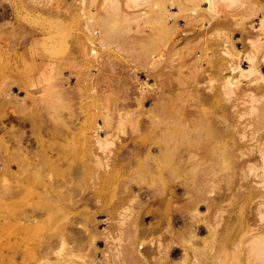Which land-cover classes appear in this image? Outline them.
<instances>
[{"label":"rangeland","instance_id":"rangeland-1","mask_svg":"<svg viewBox=\"0 0 264 264\" xmlns=\"http://www.w3.org/2000/svg\"><path fill=\"white\" fill-rule=\"evenodd\" d=\"M107 1L0 0L16 7L10 19L26 18L37 28L24 27L0 42V81L29 79L0 87V264H124L123 256L114 262L117 252L125 255L123 220L134 224L129 251L136 264H193L201 254V264L208 262V245L200 238L209 235L208 220L218 211L206 204L217 191L190 187L196 155L172 158V165H185L179 177L169 173L156 182L150 172L161 158L156 137L196 107L195 100L184 102L188 84L197 86L199 104L210 105L220 138L237 142L235 175L219 190L225 198L221 217H233L232 237L209 236L212 250L264 230V0H212L217 13L197 14L190 0H166L185 9L169 34L140 13L154 0H137L133 8L126 7L128 0ZM113 2L133 15H114ZM92 13L93 19L116 18L110 27L123 40L113 36L103 43L102 30H87ZM168 37L170 43H157ZM153 44L159 45L156 53H141L139 47ZM68 47L75 70L64 102L72 110L61 112L64 121L58 123L61 98L54 78L61 70L51 63ZM23 57L31 63L24 72ZM136 161L142 170L129 172ZM92 223L94 230L85 228ZM220 223L218 228L225 226ZM76 231H82V242L60 250L58 243L73 241ZM192 245L201 253L191 256L186 247ZM226 253L220 259L229 263L232 249ZM217 258L206 264L226 263Z\"/></svg>","mask_w":264,"mask_h":264},{"label":"bare ground","instance_id":"bare-ground-1","mask_svg":"<svg viewBox=\"0 0 264 264\" xmlns=\"http://www.w3.org/2000/svg\"><path fill=\"white\" fill-rule=\"evenodd\" d=\"M105 1H107V0H105ZM142 1H144V0H142ZM190 1L192 2V8L191 9H193L196 14L198 11H201V10H208V12L217 13V9L219 8L217 6L218 4L216 2H213L214 0L213 1L212 0H203V1L202 0H190ZM200 1L206 3L205 7L201 8L199 6ZM136 2H137V0H128L126 2V7L127 8H133L135 6H138L139 4H135ZM171 5L175 7V9L174 10L172 9V11H170L168 8V6H171ZM177 5L178 4H176L175 2H168L166 0H154L151 7H149L144 12L140 11V13H141V15L146 14L149 18L152 19V21L162 24L163 30H164L163 34H165V33L169 34V33H172V32H170L172 24L177 22L178 17H180L179 16L180 13L185 10L181 7H178ZM108 6H109V1L104 3L102 8L108 7ZM113 9L115 10V11H113V12H115L114 15L120 16V14L121 15L123 14L125 17L127 16L126 19L129 16L133 15L131 13H127L116 2L115 3L113 2ZM15 10H16V7L13 4L9 3V4L5 5L3 3H0V42H2L3 40L5 42V39L9 38L8 36H13L19 29H22L24 27L32 28L31 27L32 26L31 20H28L26 18H21V19L17 18L16 15H13L14 20L10 19V17H9V16H11L10 14H13V13L15 14ZM138 13L139 12H136L135 14L139 15ZM39 15H42V12H39ZM27 16H28V14H27ZM92 17H93V13H92V16L90 15L89 19H87V20H89V24L86 25V28L90 32H91V30H94L95 32H93V31L92 32L93 33L97 32L96 34H100V32L102 30L104 32L105 36L100 38L101 42L109 43V41L110 42L112 41L111 37L118 36L117 33H118L119 29L114 30L113 27H110V24H114V21L116 20V18H114V20L108 21L107 18L93 19ZM16 18H17V20H16ZM98 18H100V17H98ZM146 19H144V20H146ZM117 20L119 21L120 19H117ZM112 21H113V23H111ZM91 27L93 29H91ZM126 27L123 29H126ZM32 29L37 30V28H32ZM176 29H177V27H176ZM12 33H13V35H10ZM117 38H121L123 40V38L121 36H118ZM168 38H164V40H169L165 43H163L164 41H160V40H159V42L157 41V43L159 45L170 43L172 38L171 39L170 38L168 39ZM150 43H152V42H150ZM159 45L153 44L151 47L142 46L139 48L141 49L142 54L148 56L151 53H156L159 50V49H157L158 47L156 48V46H159ZM26 51L27 50L24 49L23 52H26ZM254 53H255V51H254ZM252 54L250 56H248L249 59L251 56H253ZM248 57H246V58H248ZM53 58H54V61L51 63V66H52V68H56L53 70H55V71L61 70V74H58L54 78V80L57 81L59 98H61L60 103L58 105V108L56 110L58 113V116L60 115V117L58 119V123H61L62 121H64V118H63L64 116L61 115V112H63L66 109L69 110V112H70V109H71V108L69 109V107H68V102H66V101L64 102V100L66 98L65 96L70 97L69 93H72L71 92L72 91V84L69 82L72 80V75L70 72H72L74 69L75 56H74V54H72L71 48L68 47L66 49L61 48V54L57 55V56H53ZM252 60H254V59H252ZM40 62H42V59ZM3 64H4V62L2 63V67L5 66ZM30 64L31 63L29 60H25V58L23 59V64H22L23 66L21 68L23 70V72L26 71V69L29 70L31 68ZM12 73H13V71H12ZM20 79H22V81H18V79L16 81L13 78H11V79L7 78L6 80H5V78H2L0 81L1 82L0 87L2 88V90H4L5 88L7 89L10 87H13L10 85H15V86L18 84L25 85L26 82L29 81L28 77H22ZM190 82H192V81H190ZM231 85L232 84L229 85V88H230L229 90H232ZM186 88H188L189 93H188L187 97L184 98L185 99L184 102H187L190 100H195V104H196L195 106L196 107L191 108L189 110H185V112L183 113L185 115H184V117H182V119L176 121L174 124L166 125L165 130H167V133L165 135L160 133V135L158 137H156L155 141L160 146V152L159 153L161 155V158L156 157L157 160H156V162H155V164L152 167V170L150 172L153 171L152 173L155 174L156 182H163L165 176H168L167 174H169V173H172V175H174L175 177H179L178 169H180L181 167H183L185 165L181 162H178V163H175L172 165V163H173L172 158H174V157L175 158H182L189 153H191V154L194 153V155H196V156L193 159L196 162L192 166L195 168H191V169H194L195 172L191 171V174L189 176L190 187L191 188L198 187L197 189H194L195 191H198V189H200V190L202 188L208 189V187L212 186V188H214L217 191L216 195H214L213 198H210V201L206 202V204H208L211 208H218V211H216L213 214V220L212 221L207 219L208 220L207 225L210 228V231L207 232L209 235H206V237H204V238H200L201 242L202 241L204 243L207 242V245H208V248L206 250L207 251V259L206 260L208 262L210 261V262L214 263L215 259L218 257L217 261L223 262V260H221L220 258L223 257V259H224V256H226L228 254L226 252H229L230 249H232V253H233L234 257L229 261V263L226 260H225L226 263L225 262H223V263H225V264H237L234 261V260H236L241 264H264V230H262L261 232L256 233V234H251L250 237H248V239H246L245 241L243 239L242 240L238 239L235 242L233 241V243L229 246L222 244V245H219L218 248H215L214 251L212 250V246L210 245L211 243L208 240L209 236H211L213 234H214V236L218 235V234H220V235L223 234V235L227 236L228 238L232 237L231 229H232V225H233V223H232L233 217L230 216V218L228 217L226 219H223L221 217L220 212L222 211V213H223V210H221V206L225 205L223 203V202H225V200H224L225 198H223V199L220 198L223 193L219 194V192H220L219 190H221L220 188H222L223 185H226V183H231L233 180V177H234L233 174L235 173V169H236L235 168V166H236L235 165V158H236V156H235L236 148L235 147L237 145V142L233 138H231L229 140H222V136L220 138V133L218 132V130L212 128V125H214V127H216L215 124H217V123L213 124V122H215V121L210 122V120H211V117L209 116V112L211 111L210 105L198 103L200 100L199 97L197 98L196 95L193 94V89H198L197 86H195V84H192V85L188 84L186 86ZM191 92L193 94V97L191 95ZM189 95H191V98H189ZM71 96H73V95L71 94ZM20 97H22V96H20ZM71 100H73V99H70L69 101H71ZM71 106H74V104H72ZM118 114L120 115L119 121H121L122 117L125 115H122L124 113H122L120 111L118 112ZM215 116H212V117L215 118ZM42 120H43V118H42ZM48 120H50V119H48ZM218 121H221V120H218ZM105 122H107V121H105ZM109 124H108V126H109ZM105 125H107V124H105ZM108 128H110V126ZM159 128H161L160 125H159ZM219 130H221V129L219 128ZM220 132H222V130ZM105 135L108 136V134H105ZM101 137H102L101 139L105 140L106 136L104 137V135H103ZM99 141L101 142V140H99ZM139 141H140V139H139ZM96 143H97V141H96ZM102 147H104V145ZM199 149H204L209 154H207L205 157L198 155L196 153V151L198 152ZM98 161H100V160L98 159ZM142 168H143V164L140 163V161H136L135 167L134 168L130 167L129 172H132V173L137 172V171L140 172L142 170ZM67 187H69V186H67ZM67 190H69V188ZM0 195H2V194H0ZM225 196H226V198L228 197V195H225ZM223 220L225 221V226L218 228V226L221 224L220 222ZM133 225H131V224L125 225L124 220H123L122 234H124V236H125V242L123 245V248L125 250V255H124V253L117 252L118 256L114 255V257H115V261L113 260L114 262L121 261V257L123 256L124 257V260H123L124 264H136V260L133 257V254L129 251L130 246L133 243L132 242V236H131V230H132ZM86 227L88 230H91V231L94 230L93 229V227H94L93 223L89 224L88 226H85V228ZM228 227H229L230 232H228L226 230ZM249 229L252 230V228H249ZM261 229H263V228H261ZM259 230H260V228H259ZM79 231H76L77 233L75 234L74 237L71 236L73 241H70V239H66V241H64V240L60 241L58 243L59 249L60 250H62V249L63 250H67V249L72 250L73 247H76L77 245H79L78 243L82 242V241H80L81 238L79 237V236H82V235H80V234H82L81 233L82 231L81 232H79ZM254 231L255 230L253 229V232ZM70 232H72V231H70ZM189 232H190V230L188 231V233ZM243 232L246 233V235H247V231L246 232L243 231ZM244 233H242V234H244ZM77 235H79V236H77ZM191 236H193V235H191ZM82 238H85V237H82ZM238 238H241V236H239ZM92 240H94V239H92ZM243 242H244V244H243ZM88 245L92 246V247L94 246L91 243ZM70 247H71V249H70ZM167 247H168L167 243L163 244L162 245V252H164V251L166 252ZM227 247H228V249H227ZM48 248L49 247H46V250H48ZM186 249L188 252H190V253L192 252L191 256H193L194 253H197V254L201 253V251H200L201 249H199L198 247H193V245L189 246V247L187 246ZM127 251H128V253H127ZM212 251H213V253H210ZM76 254H78V253H76ZM216 254L218 256H216ZM61 256H63V255H61ZM227 257L229 258V256H227ZM202 259H203V255L201 254L199 257L195 258L193 261L196 264H199V263L201 264ZM206 260H205V262H206ZM94 261L91 260L90 263H93ZM194 262H192V263L194 264ZM208 262H206V263H208ZM97 263H100V262H97Z\"/></svg>","mask_w":264,"mask_h":264}]
</instances>
